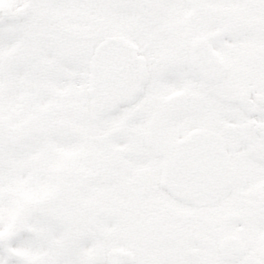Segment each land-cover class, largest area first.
<instances>
[{
  "label": "snow or ice",
  "instance_id": "obj_1",
  "mask_svg": "<svg viewBox=\"0 0 264 264\" xmlns=\"http://www.w3.org/2000/svg\"><path fill=\"white\" fill-rule=\"evenodd\" d=\"M0 264H264V0H0Z\"/></svg>",
  "mask_w": 264,
  "mask_h": 264
}]
</instances>
